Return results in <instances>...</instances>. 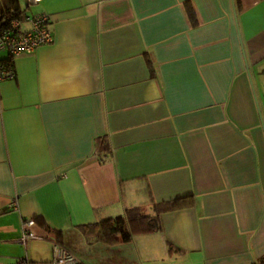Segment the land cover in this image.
Returning a JSON list of instances; mask_svg holds the SVG:
<instances>
[{"label": "crops", "instance_id": "obj_1", "mask_svg": "<svg viewBox=\"0 0 264 264\" xmlns=\"http://www.w3.org/2000/svg\"><path fill=\"white\" fill-rule=\"evenodd\" d=\"M18 3L54 39L0 78V264H264V0ZM172 201L129 241L86 227Z\"/></svg>", "mask_w": 264, "mask_h": 264}, {"label": "built area", "instance_id": "obj_2", "mask_svg": "<svg viewBox=\"0 0 264 264\" xmlns=\"http://www.w3.org/2000/svg\"><path fill=\"white\" fill-rule=\"evenodd\" d=\"M40 0H27L37 3ZM50 15L45 11L28 13L25 10L20 17H13L7 23L0 14V52L6 53V58L0 59V78L14 76L12 63L14 58L22 53L34 51L37 47L53 41ZM13 201L11 203L14 204ZM33 218L23 221V239L39 237L33 230ZM75 257L67 251H60L54 259V264H69L75 262Z\"/></svg>", "mask_w": 264, "mask_h": 264}, {"label": "trees", "instance_id": "obj_3", "mask_svg": "<svg viewBox=\"0 0 264 264\" xmlns=\"http://www.w3.org/2000/svg\"><path fill=\"white\" fill-rule=\"evenodd\" d=\"M24 9L19 5L18 0H0V14L7 23L13 17H20ZM97 150L102 152L107 148L106 140L99 139L97 142ZM180 203L164 202L157 203L155 212L153 214L145 212L139 206H131L125 209L122 214L101 219L98 222L88 224L86 227L92 231L94 229L95 235L93 239L125 242L133 238L134 235L154 231L161 228L160 213L172 208ZM60 241V238L57 237ZM177 247L169 242V250L175 251ZM264 261V257L261 258ZM19 264H27V258L17 259ZM69 264H87L84 261L76 260Z\"/></svg>", "mask_w": 264, "mask_h": 264}, {"label": "water", "instance_id": "obj_4", "mask_svg": "<svg viewBox=\"0 0 264 264\" xmlns=\"http://www.w3.org/2000/svg\"><path fill=\"white\" fill-rule=\"evenodd\" d=\"M234 16L236 17L235 11H234ZM235 19H237V18H235ZM235 24H236V27H237V30H238V35H239L240 41L242 43V37H241L240 31H239V24H238L237 20H235ZM242 50H243V58H244L245 67H246L247 75H248V78H249L250 86H251L253 94L255 95V87H254L252 76H251V72H250V65H249L248 60H247V58L245 56L244 49H242ZM255 99H256V95H255Z\"/></svg>", "mask_w": 264, "mask_h": 264}]
</instances>
